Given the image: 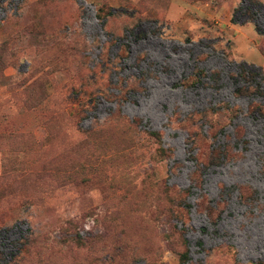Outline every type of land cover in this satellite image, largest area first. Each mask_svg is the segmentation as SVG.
Returning <instances> with one entry per match:
<instances>
[{"label":"rangeland","instance_id":"rangeland-1","mask_svg":"<svg viewBox=\"0 0 264 264\" xmlns=\"http://www.w3.org/2000/svg\"><path fill=\"white\" fill-rule=\"evenodd\" d=\"M182 254L264 264V0H0V264Z\"/></svg>","mask_w":264,"mask_h":264},{"label":"trees","instance_id":"trees-1","mask_svg":"<svg viewBox=\"0 0 264 264\" xmlns=\"http://www.w3.org/2000/svg\"><path fill=\"white\" fill-rule=\"evenodd\" d=\"M240 75L243 80L249 82L248 77H250L251 74H248L247 72H241ZM250 86H251L250 84H247V86L245 87V90H248ZM186 260H187L186 254H182L180 258V264H186Z\"/></svg>","mask_w":264,"mask_h":264}]
</instances>
